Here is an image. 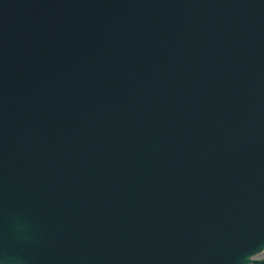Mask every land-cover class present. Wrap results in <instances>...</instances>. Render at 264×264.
<instances>
[{"label": "water", "instance_id": "water-1", "mask_svg": "<svg viewBox=\"0 0 264 264\" xmlns=\"http://www.w3.org/2000/svg\"><path fill=\"white\" fill-rule=\"evenodd\" d=\"M264 0H0V264H264Z\"/></svg>", "mask_w": 264, "mask_h": 264}, {"label": "bare ground", "instance_id": "bare-ground-1", "mask_svg": "<svg viewBox=\"0 0 264 264\" xmlns=\"http://www.w3.org/2000/svg\"><path fill=\"white\" fill-rule=\"evenodd\" d=\"M264 255V253L263 254H261L260 256L258 255V256H255L254 258H253V260H259L260 259V257L261 256H263Z\"/></svg>", "mask_w": 264, "mask_h": 264}, {"label": "rangeland", "instance_id": "rangeland-1", "mask_svg": "<svg viewBox=\"0 0 264 264\" xmlns=\"http://www.w3.org/2000/svg\"><path fill=\"white\" fill-rule=\"evenodd\" d=\"M260 260H263L264 261V255L260 257Z\"/></svg>", "mask_w": 264, "mask_h": 264}]
</instances>
